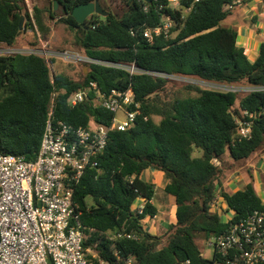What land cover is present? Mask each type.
<instances>
[{
  "label": "trees",
  "instance_id": "1",
  "mask_svg": "<svg viewBox=\"0 0 264 264\" xmlns=\"http://www.w3.org/2000/svg\"><path fill=\"white\" fill-rule=\"evenodd\" d=\"M30 1L38 30L26 19L24 28L29 25L47 38L53 22H62L82 53L107 62L135 63L155 74L85 63L87 72L82 69L76 78L66 71L52 73L48 60L37 54H0V154L37 158L55 90L56 117L87 126L91 120L109 125L114 113L94 101L93 92L71 107V93L86 89L90 82L102 91L132 87L140 113L126 130L109 131L98 166L88 168L75 185L84 245L111 264H220L216 254L212 259L202 255L198 236L210 239L230 222L264 208L251 180L234 192H220L233 211L231 219L211 210L226 156L239 162L263 147L264 89L218 90L194 83L175 88L170 78L156 73L229 86H264V42L251 61L237 43V30L221 25L236 6L249 0H203L192 5L183 1L178 8L167 5V0H123L121 11L103 5L108 15L92 14L89 27H82L72 10L93 0H57L60 11L54 0L50 6ZM25 9L26 0H0V46L19 43L20 18L29 16ZM163 17L172 20L168 31L145 37L144 29L155 28ZM183 90L196 94L184 95ZM240 120L251 122L249 137L239 132ZM197 148L202 149L201 156L193 155ZM149 167L165 173L164 191L175 203L176 221L161 235L147 231L142 223L146 215L157 213L155 205L147 202L142 213L132 207L138 197L150 200L155 195L154 183L142 178ZM119 232L135 237H114Z\"/></svg>",
  "mask_w": 264,
  "mask_h": 264
},
{
  "label": "built area",
  "instance_id": "2",
  "mask_svg": "<svg viewBox=\"0 0 264 264\" xmlns=\"http://www.w3.org/2000/svg\"><path fill=\"white\" fill-rule=\"evenodd\" d=\"M153 1L158 0L150 2ZM183 1L192 5L203 0H167V5L178 8ZM241 1L236 0L235 3ZM162 7L163 4L159 5V9ZM29 17L38 30L32 11ZM171 25V18L163 17L155 28H145L144 35L152 39L162 30L167 32ZM38 37L40 46L2 45L0 50H4L5 54H37L48 62L54 58L67 64L98 63L122 68L131 74H155L139 68L135 63L102 61L67 48L51 50L39 32ZM156 74L172 78V75ZM236 88L229 90L250 92L264 89V86ZM91 92L94 101L114 113L109 125L91 120L87 126H77L58 119L55 105L59 91L55 90L49 103L37 158L28 160L21 155L0 154V264H111L84 245L86 234L80 219L81 211L74 201V190L86 170L98 166V157L106 147L109 131L129 128L140 110L132 87L102 91L96 82L71 93L68 104L71 107L79 105ZM119 111L124 114L123 118H118ZM239 124V132L249 137L251 122L240 120ZM215 162L219 163L218 160ZM139 198L143 200L142 204H137ZM147 201L145 197H138L132 207L142 213ZM211 210L221 215L229 213V219L233 216L221 194L212 200ZM123 236L135 237L125 232H119L114 237ZM210 240L209 245L220 264H264V208L253 209L230 222L224 232L212 236ZM114 254L120 259L117 250Z\"/></svg>",
  "mask_w": 264,
  "mask_h": 264
},
{
  "label": "crops",
  "instance_id": "3",
  "mask_svg": "<svg viewBox=\"0 0 264 264\" xmlns=\"http://www.w3.org/2000/svg\"><path fill=\"white\" fill-rule=\"evenodd\" d=\"M224 21H227V23ZM221 25L234 27L237 30V43L245 48L248 58L254 61L259 54L261 44L264 42V0H249L247 3L236 6L231 14L221 22ZM246 86L245 84L238 85V87ZM258 151L264 157V144ZM253 156L252 154L249 158L239 162L234 161L230 155L226 156L225 173L223 172L224 176L222 174L218 185L219 194L222 190L234 192L243 188L251 180L257 193H264L262 188L258 189L253 179V174L256 172L255 164L252 162L253 159L255 160ZM244 164L248 166L245 170H243ZM226 165H228V169L225 168ZM243 171L247 175L246 181H243ZM142 178L151 181L155 185V195L147 202L155 205L157 209L154 216L146 215L142 223L147 231L155 235H161L168 229L170 223L176 221L174 198L164 191L167 179L163 171L149 167L142 173ZM142 203L143 200L139 198L137 204Z\"/></svg>",
  "mask_w": 264,
  "mask_h": 264
},
{
  "label": "rangeland",
  "instance_id": "4",
  "mask_svg": "<svg viewBox=\"0 0 264 264\" xmlns=\"http://www.w3.org/2000/svg\"><path fill=\"white\" fill-rule=\"evenodd\" d=\"M100 3L102 5L107 6L109 9L111 10H117V11H121L122 5H123V0H99ZM34 3H37L41 6H50L51 2L50 0H34ZM33 2L30 0H26V9L24 10V12L30 13L32 11L33 13ZM62 8V5L58 2L57 5V11H60ZM25 15V14H23ZM26 16V15H25ZM90 17V16H89ZM26 21L29 22L30 21V17L26 16L25 17ZM225 23H227V21H224ZM26 28V29H25ZM23 28L21 35H20V41L17 44L18 46H23V47H31L32 46H40V37H38V35L36 34V31H33L32 28L28 25L27 27ZM41 36V34H40ZM41 38L43 39V41H47L48 42V47H50L51 50H56V49H63V48H67V49H71V50H76V51H80L79 48L74 45L73 41V32L69 29V27H67L64 23L59 22V21H54L52 24V30L50 35L47 38H44L41 36ZM36 42V44H32ZM40 44V45H39ZM81 52V51H80ZM0 54H5L4 50H0ZM50 60V67H51V71L53 72H57V71H66L68 73H71L74 77L79 78L80 77V71L83 69L85 72H87L88 67L84 64H67L62 62L60 59H55L54 61H52V59ZM171 83L174 84L175 88H180L183 84H187V83H194L197 84L203 88H210V89H218V90H229V89H237L236 86H229V85H225V84H219V83H214V82H208V81H204V80H200L197 79L195 77H185V76H178V77H174L172 76V78H170ZM174 88V87H173ZM172 90V88H171ZM181 93V92H180ZM181 94L184 95H195L196 91L191 90H183ZM118 118H123L124 114L119 111L117 113ZM155 120L158 121L159 117H155ZM202 149L201 148H197L195 149L193 155L194 156H201L202 155ZM255 157V160L253 159L252 162H254L255 166L254 168H256V172L253 174V179L257 184L258 189H263L264 190V157H262V154H260V151H257L253 154ZM257 160V161H256ZM263 161V162H262ZM246 163V162H245ZM226 169H228V165H226L225 167ZM248 166H246V164L243 165V170L247 169ZM225 173V170L223 171ZM224 176V174H223ZM243 176V181H246V173L243 171L242 173ZM259 196L261 197V199L264 201V193L263 192H258ZM88 200L90 202H92L91 198H88ZM231 214L229 213H225L223 214V218L225 220L229 219ZM160 240H158V242H162L161 238H159ZM210 239H207L203 236V234H200V236H198L197 241L200 245L201 251H202V255L207 258V259H212L214 257V250L212 248V246L209 245V241ZM185 264V263H183Z\"/></svg>",
  "mask_w": 264,
  "mask_h": 264
},
{
  "label": "water",
  "instance_id": "5",
  "mask_svg": "<svg viewBox=\"0 0 264 264\" xmlns=\"http://www.w3.org/2000/svg\"><path fill=\"white\" fill-rule=\"evenodd\" d=\"M150 2L151 0H146ZM58 1L54 0L55 9H57ZM97 13L102 16L108 15V11L104 9L103 5L100 3L99 0H93L89 2H84L76 5L72 10V15L75 19L81 24L82 27H89L87 24V19L92 14ZM25 21V15H22L20 18V34L23 30ZM160 240V239H158Z\"/></svg>",
  "mask_w": 264,
  "mask_h": 264
}]
</instances>
